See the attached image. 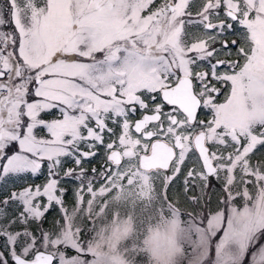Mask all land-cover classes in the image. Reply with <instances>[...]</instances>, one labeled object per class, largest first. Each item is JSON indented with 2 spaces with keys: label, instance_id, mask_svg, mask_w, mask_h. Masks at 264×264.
<instances>
[{
  "label": "snow or ice",
  "instance_id": "snow-or-ice-1",
  "mask_svg": "<svg viewBox=\"0 0 264 264\" xmlns=\"http://www.w3.org/2000/svg\"><path fill=\"white\" fill-rule=\"evenodd\" d=\"M0 264H264V0H7Z\"/></svg>",
  "mask_w": 264,
  "mask_h": 264
},
{
  "label": "rangeland",
  "instance_id": "rangeland-1",
  "mask_svg": "<svg viewBox=\"0 0 264 264\" xmlns=\"http://www.w3.org/2000/svg\"><path fill=\"white\" fill-rule=\"evenodd\" d=\"M5 5L6 4L3 3L0 6V9H4ZM101 156H102V154H101ZM100 161H102L101 158L94 159L92 161L93 163L88 164L87 167L90 168V166H92L95 162L98 164V163H100ZM68 166L71 167L72 165L69 164ZM33 179L35 180V183H37V184H42L45 182V176H40L38 178H33ZM17 183H20V182L17 181ZM68 188H69V194L66 197V199H67V203L69 205H71L73 203V191H74V189L72 188V186H68ZM208 195H209V199H210V207L212 209H216L219 206L218 205L219 193L214 190L211 193H209ZM170 196H175L179 200V206L183 212L187 213V212L193 211L191 204L185 200L182 192L179 189V186H177V189L173 190V192L170 193ZM57 216H58V214L55 211L50 212L47 216V221L44 223V228L45 229L51 228L52 221L55 220L57 218Z\"/></svg>",
  "mask_w": 264,
  "mask_h": 264
},
{
  "label": "flooded vegetation",
  "instance_id": "flooded-vegetation-1",
  "mask_svg": "<svg viewBox=\"0 0 264 264\" xmlns=\"http://www.w3.org/2000/svg\"><path fill=\"white\" fill-rule=\"evenodd\" d=\"M3 3L7 4V0H0V6H1ZM231 58H232V59H235V58H236V57H235V54H233V56H232ZM220 99L222 100L223 97H221ZM137 118H139V117H137ZM200 118H201V119H206V118H208L207 113L202 114V115L200 116ZM102 163H103V162H102ZM102 163L100 164L99 167H95V168L100 169V168L102 167ZM192 166H193L192 163L189 162V163H188V167H192ZM182 179H183V178L181 177V181H182Z\"/></svg>",
  "mask_w": 264,
  "mask_h": 264
},
{
  "label": "trees",
  "instance_id": "trees-1",
  "mask_svg": "<svg viewBox=\"0 0 264 264\" xmlns=\"http://www.w3.org/2000/svg\"><path fill=\"white\" fill-rule=\"evenodd\" d=\"M233 38H235V37H233ZM91 163H93V162H91ZM100 164H101V161H100V163H98V164L95 162L92 166H90L89 170H90L92 167H99Z\"/></svg>",
  "mask_w": 264,
  "mask_h": 264
},
{
  "label": "clouds",
  "instance_id": "clouds-1",
  "mask_svg": "<svg viewBox=\"0 0 264 264\" xmlns=\"http://www.w3.org/2000/svg\"><path fill=\"white\" fill-rule=\"evenodd\" d=\"M127 217H125V219H126Z\"/></svg>",
  "mask_w": 264,
  "mask_h": 264
}]
</instances>
